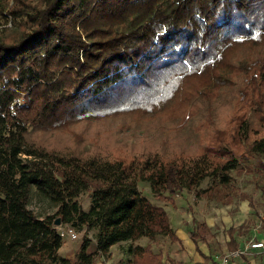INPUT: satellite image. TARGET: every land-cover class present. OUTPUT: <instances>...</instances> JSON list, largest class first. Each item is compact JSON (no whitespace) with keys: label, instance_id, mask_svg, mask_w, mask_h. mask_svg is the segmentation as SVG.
Returning a JSON list of instances; mask_svg holds the SVG:
<instances>
[{"label":"trees","instance_id":"trees-1","mask_svg":"<svg viewBox=\"0 0 264 264\" xmlns=\"http://www.w3.org/2000/svg\"><path fill=\"white\" fill-rule=\"evenodd\" d=\"M220 98L230 104L222 126ZM106 119L150 126L156 141L190 127L197 146L81 156L29 138L52 130L79 141L76 124ZM242 173L264 198V0H0V264H107L126 241L130 258L115 264H164L150 244L133 245L179 241L138 181L161 201L200 190L227 204ZM33 191L51 213L29 207ZM56 218L81 233L71 258L57 253ZM195 229L204 258L219 254L216 233ZM227 233L233 250L241 230Z\"/></svg>","mask_w":264,"mask_h":264},{"label":"rangeland","instance_id":"rangeland-1","mask_svg":"<svg viewBox=\"0 0 264 264\" xmlns=\"http://www.w3.org/2000/svg\"><path fill=\"white\" fill-rule=\"evenodd\" d=\"M229 108L230 104L225 98H220L216 102L215 118L218 126H222L225 119L229 116ZM150 129L152 128L147 125L136 126L119 119H106L103 121H81L76 124L73 130L82 135L79 141H76L69 133L52 130L33 131L30 133L29 138L36 144H41L44 147L58 150L62 153H73L81 156L95 153L108 156L114 153L116 149H120L128 154L143 153L149 149H153V147L158 149L162 147L166 152L181 148H188L193 151L197 146L196 137L190 127L176 134L166 133L163 139L157 141V137ZM209 182L210 179H204L199 189L206 188ZM233 187L234 190L231 193L233 194L232 201L227 204L202 197L198 194L200 190H185L183 197L180 195L182 198L175 197L177 205L171 206V203L164 202L170 216L172 218L175 215L178 217L176 221H179L176 223L184 231L190 229L196 233V224L203 222L209 217L214 223L210 229L214 232L217 230L218 238L223 246L226 233L225 229L230 225H240L245 228V231L247 230L246 228H250L249 232H246L243 236H239L241 240L247 241L250 238L257 240L264 239V198L255 187L254 179L249 174L242 173L241 176H235ZM138 188L150 201L163 205V201L155 198L151 194L149 184L146 181H138ZM80 201L83 208L87 209L89 199L86 192L80 195ZM28 205L40 216L53 211L52 205L34 191L31 192ZM244 220L247 222H244ZM80 235L81 233H78V238L73 240V242L78 244ZM145 238H140L141 244L151 242L150 244H152L153 249L163 254L164 264H168L166 260L167 256L179 257L180 255H184L185 259H190V262L193 260L194 264H202V256L198 252L199 250L197 251L191 248L190 250L184 251L183 246L178 241H172L166 235H161L154 241L144 240ZM199 245L202 247V243L199 242ZM112 253L114 257L111 264H114L119 256H122L123 259L129 257L126 252V246H123L122 250L116 246L113 248ZM248 258L250 261L254 259L255 264H264V256L252 257L249 255Z\"/></svg>","mask_w":264,"mask_h":264},{"label":"crops","instance_id":"crops-1","mask_svg":"<svg viewBox=\"0 0 264 264\" xmlns=\"http://www.w3.org/2000/svg\"><path fill=\"white\" fill-rule=\"evenodd\" d=\"M183 192L184 191H182V192H180V193H176L175 195H174V198H173V200L171 201V202H169V203H171V206H173V205H177V201H176V199H175V197L177 196V197H183ZM181 195V196H180ZM181 197V198H182ZM175 199V200H174ZM168 202V201H167ZM153 203H155V202H153ZM155 204H157V203H155ZM157 205H161V206H163L164 207V209L167 211V214H168V217H169V222H170V226L172 227V229H173V231H174V233H175V235L178 237V239H179V241H178V243H180L182 246H183V249H184V251H187V250H190L191 248L193 249H196L198 252H200V255L202 256V264H210L211 262H214L215 264H216V261L214 260V255H216V254H213L212 256H211V258L210 259H205L204 258V255H208V248L206 247V245L203 243V242H200V241H198V243H197V245L194 243V241L190 238V236H189V231H190V229H188L187 231H184L182 228H180V226H178V223H176V222H178V221H176V219L178 218L176 215L175 216H173V218L170 216V214H169V211H168V209L166 208V206H165V202L163 201V205L162 204H157ZM177 209V208H176ZM244 212V211H243ZM246 212V211H245ZM174 219V221H172ZM222 220V219H221ZM247 220V219H246ZM246 220H244V222H247ZM203 222H205L206 223V225H208L210 228L213 226V221L211 220V219H209V217H207ZM223 222H224V220H223ZM246 224V223H245ZM229 227H233V228H239L240 230H241V233H235L234 234V238H235V241L237 242V244H238V246L237 247H240V246H242L246 241H244V240H241V239H239V236H243V234H245L246 232H249V230H250V228H246L247 230L245 231V228L244 227H242V226H235V225H230V226H227L226 227V229H225V237H224V246L221 244V242H220V240H219V238H218V233L215 231V233H216V239H217V241H218V247H219V254H222V253H226L227 251H231V250H229L228 249V242L230 241L229 239H230V237H229V235H228V233H227V229L229 228ZM184 231V232H183ZM159 236H157L156 238H158ZM155 238V239H156ZM154 239V240H155ZM250 239H253V238H250ZM250 239H247V240H250ZM144 240H148L147 238H145ZM154 240H151V241H154ZM260 240H264V239H260ZM199 242L200 243H202V247L199 245ZM151 242H145V243H142L141 244V242H140V238L139 239H137V240H135V241H133V245H141V246H144V245H146V244H150ZM129 244H130V242L129 241H126V242H121V243H118V244H115V245H112L111 246V248H110V254H111V257L106 261V263L107 264H111V262H113L112 260H113V257H114V255H113V248H115L116 246H118L119 247V249L120 250H122L123 249V246H126V252L128 253V255H129V257L127 258V259H129L130 258V253H129V251H128V249H127V247L129 246ZM151 245V248H152V250L154 251V252H159V251H155L154 249H153V247H152V244H150ZM76 247H77V243L76 242H73V240H70V239H65L64 240V242H63V244L60 246V248L57 250V253H58V255H60V256H63V257H66V258H71L72 256H73V254H74V251H75V249H76ZM236 247V248H237ZM235 248V249H236ZM88 250L89 251H94L95 250V241H94V239L92 238V240H91V242H90V244H89V248H88ZM183 251V252H184ZM182 252V253H183ZM159 253H161V252H159ZM181 253V254H182ZM121 254V253H120ZM119 254V255H120ZM161 255H162V261H163V254L161 253ZM249 255H251L252 257H263L264 256V254L263 253H260L258 250H250L248 253H246V254H242V255H240V256H236V257H233V258H231L230 259V263L229 264H255V261H254V259L252 260V261H250V259L248 258L249 257ZM168 257H170V258H173V259H175L177 262H179L180 264H194L193 263V260L190 262V259H185L184 258V255H180L179 257H173V256H167L166 257V260H167V258ZM120 259H123V257L122 256H119V258H118V260L117 261H119ZM127 259H123V260H127ZM116 261V262H117ZM115 262V263H116ZM167 262H168V260H167ZM114 263V264H115ZM163 263H164V261H163ZM168 264H169V262H168Z\"/></svg>","mask_w":264,"mask_h":264},{"label":"built area","instance_id":"built-area-1","mask_svg":"<svg viewBox=\"0 0 264 264\" xmlns=\"http://www.w3.org/2000/svg\"><path fill=\"white\" fill-rule=\"evenodd\" d=\"M59 235L63 239L75 240L78 238V231L68 224L58 225L57 227ZM88 235L91 237L90 233ZM250 250H258L264 254V240L250 239L247 240L242 246L237 247L226 253L214 255L216 264H229L230 259L242 254L248 253Z\"/></svg>","mask_w":264,"mask_h":264},{"label":"water","instance_id":"water-1","mask_svg":"<svg viewBox=\"0 0 264 264\" xmlns=\"http://www.w3.org/2000/svg\"><path fill=\"white\" fill-rule=\"evenodd\" d=\"M54 223H55L56 225L60 224V219H59V218H56L55 221H54Z\"/></svg>","mask_w":264,"mask_h":264}]
</instances>
